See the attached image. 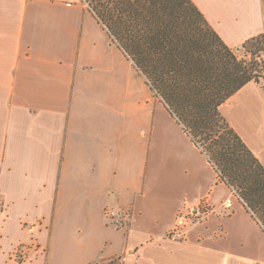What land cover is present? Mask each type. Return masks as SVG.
Here are the masks:
<instances>
[{
	"label": "crops",
	"instance_id": "0c3cea01",
	"mask_svg": "<svg viewBox=\"0 0 264 264\" xmlns=\"http://www.w3.org/2000/svg\"><path fill=\"white\" fill-rule=\"evenodd\" d=\"M192 1L230 48L264 30L259 0ZM219 111L264 168V90ZM0 199V264H264L261 224L83 0H0Z\"/></svg>",
	"mask_w": 264,
	"mask_h": 264
},
{
	"label": "trees",
	"instance_id": "16d2710c",
	"mask_svg": "<svg viewBox=\"0 0 264 264\" xmlns=\"http://www.w3.org/2000/svg\"><path fill=\"white\" fill-rule=\"evenodd\" d=\"M83 1L264 229V168L219 111L264 90V30L230 48L192 0Z\"/></svg>",
	"mask_w": 264,
	"mask_h": 264
},
{
	"label": "built area",
	"instance_id": "2783aa9c",
	"mask_svg": "<svg viewBox=\"0 0 264 264\" xmlns=\"http://www.w3.org/2000/svg\"><path fill=\"white\" fill-rule=\"evenodd\" d=\"M87 5V4H86ZM234 193V191L232 190ZM203 210V209H202ZM201 206L196 209H188V215L183 219L184 223L178 222L173 229H171L166 234V238L171 241H183L185 238V227L193 222L200 221L203 218V211ZM3 211V203L0 199V218ZM198 212V213H197ZM131 217V211L127 208L112 209L106 207L104 209L105 223L109 227H114L117 229H126L129 226ZM27 254V248L24 246H19L15 249L12 254V260L15 264H22L24 262Z\"/></svg>",
	"mask_w": 264,
	"mask_h": 264
},
{
	"label": "rangeland",
	"instance_id": "374dc122",
	"mask_svg": "<svg viewBox=\"0 0 264 264\" xmlns=\"http://www.w3.org/2000/svg\"><path fill=\"white\" fill-rule=\"evenodd\" d=\"M260 2V7H261V12L263 15V19H264V0H259ZM86 4V3H85ZM88 6V5H87ZM89 7V6H88ZM90 9V8H89ZM264 28V27H263ZM113 40V39H112ZM114 41V40H113ZM115 42V41H114ZM116 43V42H115Z\"/></svg>",
	"mask_w": 264,
	"mask_h": 264
},
{
	"label": "water",
	"instance_id": "95a60500",
	"mask_svg": "<svg viewBox=\"0 0 264 264\" xmlns=\"http://www.w3.org/2000/svg\"><path fill=\"white\" fill-rule=\"evenodd\" d=\"M237 50V49H236Z\"/></svg>",
	"mask_w": 264,
	"mask_h": 264
}]
</instances>
